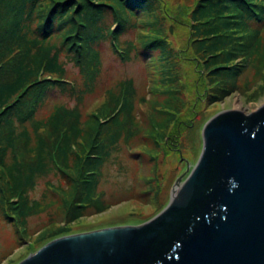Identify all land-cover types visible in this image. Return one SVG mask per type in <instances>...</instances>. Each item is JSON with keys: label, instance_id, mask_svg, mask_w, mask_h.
Returning a JSON list of instances; mask_svg holds the SVG:
<instances>
[{"label": "trees", "instance_id": "obj_1", "mask_svg": "<svg viewBox=\"0 0 264 264\" xmlns=\"http://www.w3.org/2000/svg\"><path fill=\"white\" fill-rule=\"evenodd\" d=\"M186 1L189 39L185 49L175 50L164 27L170 16L164 0H0V223L12 226L18 240L31 237V218L54 206L61 216L37 235L41 244L49 239L42 246L77 220L109 210L100 190L105 168L122 146L131 149L136 137L154 142L142 151L155 161L174 152V140L182 153L183 133L192 130L194 117L178 60L203 69V82L195 88L208 92L210 103L248 89V82L240 83L253 70L262 78L257 96L264 94V0ZM131 29L138 31L136 41H124ZM105 42L123 62L152 61L158 54L154 62L165 100L140 99L149 105L147 122L137 114L132 79L108 90L95 111L80 108L96 89ZM69 63L83 77V87L69 77ZM56 94L77 103H58L40 117ZM50 176L62 182L47 183L58 199H32L38 181ZM13 253L0 254V264Z\"/></svg>", "mask_w": 264, "mask_h": 264}, {"label": "water", "instance_id": "obj_2", "mask_svg": "<svg viewBox=\"0 0 264 264\" xmlns=\"http://www.w3.org/2000/svg\"><path fill=\"white\" fill-rule=\"evenodd\" d=\"M203 140L154 219L56 239L20 264H264V106L218 114Z\"/></svg>", "mask_w": 264, "mask_h": 264}, {"label": "rangeland", "instance_id": "obj_3", "mask_svg": "<svg viewBox=\"0 0 264 264\" xmlns=\"http://www.w3.org/2000/svg\"><path fill=\"white\" fill-rule=\"evenodd\" d=\"M164 2L170 14L169 20L167 19L164 23L165 29H170L169 41L175 50L182 49V47L185 49L189 32L184 24L187 22L185 19L187 18V12L190 11L191 4L186 0H164ZM161 6L164 9L163 3H161ZM137 36L138 31L131 29L122 38L124 41H136ZM100 50L103 61L102 72L97 81L96 89L94 88L95 90L92 93L84 96L79 104L80 108L85 113L95 111L106 102L108 90H115L121 81L132 79L137 90V114L143 122H147L146 113L149 112V105L141 103L140 99L145 97L146 100L150 99L151 101L165 100V96L159 92L162 86V77L156 71L158 62H154L158 54L155 56L153 54L152 61L149 57L148 59L133 58L129 62H123L113 52L109 42L103 43ZM171 52L174 57L176 53ZM178 61H180L179 68L176 70L181 73V81L188 86V90L185 89L184 92L190 98V102L193 103L190 106L192 114L189 117H194L192 130L183 133L185 141H181L185 145L182 146V153L177 152L179 148L174 146L176 144V140H174L175 142H172L174 152L168 155L162 154L155 161L142 151L145 146L155 147L154 142L146 137L142 138V136H138L133 140L131 149L122 146L111 162L107 164L100 189L111 204V208L103 213L77 220L69 225L68 231L58 235L59 237L56 239L112 227L139 226L151 221L170 204L176 180L180 177H183V180L186 179L189 172L197 164L204 148L203 131L210 120L220 113L231 110L240 111L249 116L264 106V94L257 96L262 78L255 75L254 70L240 83L241 86H244L248 82L249 90L245 88L242 92L237 91L223 102L213 104L209 102V97H206L208 92L204 94L202 88H195L197 81L203 82V76H200L201 72L204 74L203 69L191 68L188 61ZM68 68L71 80L83 87L84 79L78 69L71 63L68 64ZM177 74L175 72V75ZM204 85L206 88L205 82ZM153 87L159 90H153ZM186 99L188 98L186 97ZM61 102L74 106L77 100L73 97L56 94L47 100L40 111V117H45L56 104ZM155 165H158V169H155ZM188 169H190L189 172ZM48 182L56 186L62 184L55 176L42 178L31 193V198L42 203L57 200L58 197L48 190ZM60 216L58 206H54L46 212L31 218L28 226L31 237L24 242L18 240L12 226L2 221L0 223V254L5 255L14 250L13 255L2 264H20L31 254L56 240L54 239L42 246L49 239L41 244L36 240V237L48 227L52 218L59 221Z\"/></svg>", "mask_w": 264, "mask_h": 264}]
</instances>
